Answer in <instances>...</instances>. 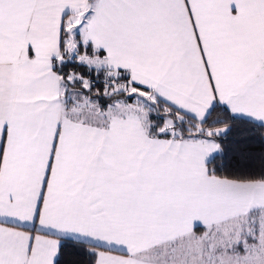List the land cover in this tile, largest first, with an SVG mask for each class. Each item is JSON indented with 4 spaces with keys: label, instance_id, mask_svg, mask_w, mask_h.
Instances as JSON below:
<instances>
[{
    "label": "snow or ice",
    "instance_id": "1",
    "mask_svg": "<svg viewBox=\"0 0 264 264\" xmlns=\"http://www.w3.org/2000/svg\"><path fill=\"white\" fill-rule=\"evenodd\" d=\"M0 264H264V0H0Z\"/></svg>",
    "mask_w": 264,
    "mask_h": 264
}]
</instances>
